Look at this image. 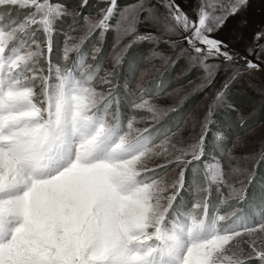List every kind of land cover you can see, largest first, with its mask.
<instances>
[{
  "label": "snow or ice",
  "instance_id": "6c2138e0",
  "mask_svg": "<svg viewBox=\"0 0 264 264\" xmlns=\"http://www.w3.org/2000/svg\"><path fill=\"white\" fill-rule=\"evenodd\" d=\"M0 264H264V0H0Z\"/></svg>",
  "mask_w": 264,
  "mask_h": 264
}]
</instances>
